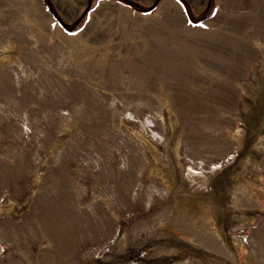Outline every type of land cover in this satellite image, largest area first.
<instances>
[{"label": "rangeland", "instance_id": "obj_1", "mask_svg": "<svg viewBox=\"0 0 264 264\" xmlns=\"http://www.w3.org/2000/svg\"><path fill=\"white\" fill-rule=\"evenodd\" d=\"M0 264H264V0H0Z\"/></svg>", "mask_w": 264, "mask_h": 264}, {"label": "trees", "instance_id": "obj_2", "mask_svg": "<svg viewBox=\"0 0 264 264\" xmlns=\"http://www.w3.org/2000/svg\"><path fill=\"white\" fill-rule=\"evenodd\" d=\"M123 2H125L126 4H128L129 6L133 7L134 9H138V10H150L151 8H153L156 3L159 1V0H156V3L153 5V6H150V7H147V8H144L142 6H139L137 5L135 2H133L132 0H121ZM190 18V16H189ZM191 19V18H190ZM192 20V19H191ZM64 26V24H62ZM65 27V26H64Z\"/></svg>", "mask_w": 264, "mask_h": 264}]
</instances>
